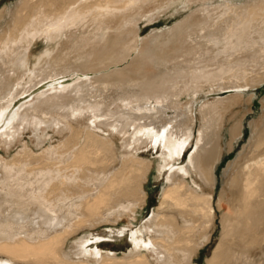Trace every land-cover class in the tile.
<instances>
[{"label": "bare ground", "instance_id": "6f19581e", "mask_svg": "<svg viewBox=\"0 0 264 264\" xmlns=\"http://www.w3.org/2000/svg\"><path fill=\"white\" fill-rule=\"evenodd\" d=\"M177 6L191 13L142 36V19ZM83 47L90 52L71 57ZM262 83L264 0H21L0 10V139L11 147L28 130L39 144L51 131L63 138L0 156V264H196L223 203L206 264H264V121L243 163L224 172L218 199L214 191L243 133L242 118L229 126L228 117L250 109L244 96ZM227 91L196 110L202 95ZM144 148L161 155L142 158ZM153 170L165 175L160 202L132 229ZM122 217L128 253L81 236Z\"/></svg>", "mask_w": 264, "mask_h": 264}, {"label": "rangeland", "instance_id": "374dc122", "mask_svg": "<svg viewBox=\"0 0 264 264\" xmlns=\"http://www.w3.org/2000/svg\"><path fill=\"white\" fill-rule=\"evenodd\" d=\"M21 0H0V10L4 9L5 7H13L17 4H19ZM191 13L190 9H184L182 6H177L172 9H168L167 11H162L156 14L152 20L148 19H142L140 23V27L143 29L142 36L146 37L154 32H161L167 29H171L181 21H183L189 14ZM45 49V40L43 38L37 40L34 47H32V54L31 59L32 61H35L44 51ZM90 52L89 47H83L81 51L75 52L71 55L73 57L76 54H87ZM231 95V92H224V93H215L210 95H202L198 100V105L196 104L195 108L196 110L201 107V104L208 100V99H216L217 98H227ZM244 96L245 99L249 100L250 97H252V100L250 104H246L247 106H250V109H242L243 112L241 115L235 116V113L237 111H234V113H231L228 117L229 123L233 120H239L242 118L243 121V133L239 136V138L235 141L234 147L224 153L223 159L221 160L219 165V169L217 170V182H216V188L214 189L217 199L219 198V193L223 188V178H224V172L227 170L228 166H235L236 163L239 166L243 163V158L238 159L240 153L242 150H244L243 147H245L248 143V141L251 138L252 133L257 132L258 129H260V124L264 121V83L260 84L258 87L252 89L250 92H247ZM29 94L25 95L24 98L21 100H24L26 98H29ZM224 96V97H223ZM198 114V120L196 122V131H198V128L200 127L202 121H201V114L196 112ZM227 123V124H229ZM236 123V122H231ZM229 124V126H232V124ZM264 124V123H263ZM67 136V135H66ZM196 137L197 132H195V135L191 138L190 144L187 147L186 154L183 155V160L180 162H186L191 155L195 144H196ZM45 142L43 144L37 143V140L33 133L28 130L24 132L21 137L19 138L18 142H16L11 147H8L3 140L0 139V156L3 157V159H12L14 156L17 155V153H23V152H33L35 154L40 153L41 151L47 149L50 147V145H58L60 140L63 138L56 134L55 132H50L48 135H45L43 137ZM113 139L116 141L118 146H123V140H119V137H113ZM231 140L230 133L226 130L224 132V146L226 147V144H229ZM195 142V143H194ZM194 145V146H193ZM122 149V148H120ZM192 150V151H191ZM143 152L140 157L142 158H148L155 160L157 157L161 155V153H157L154 150L147 151L146 148L141 150ZM190 152V153H189ZM248 151H246L247 153ZM157 174H155V170H153L152 175L150 177V180L146 183V190L149 193V204L147 207L143 210V215L140 218V221L137 224H134L132 229H138L139 227L143 226L146 220L152 215L155 208L158 206L163 187L165 185V175L163 177L156 178ZM216 199V200H217ZM218 201V200H217ZM222 210H217V216H216V224L212 229V236L211 240L204 245L200 249V254L196 259V264H206V261L211 257V255L214 252V249L218 246V243L220 242V236H221V212L228 211V207L223 203ZM217 206V205H216ZM217 208V207H216ZM122 223L120 225L115 224H106V225H100L95 230L86 231L82 233L81 236H90V234H94L98 238H102L101 243L99 244L100 249L103 251H112L119 255H123L124 253H128L129 248V241L128 237L120 235L121 230H126L127 233L130 231L128 227V220L126 217H122L120 220ZM139 226V227H138ZM126 233V234H127ZM87 234V235H86Z\"/></svg>", "mask_w": 264, "mask_h": 264}]
</instances>
